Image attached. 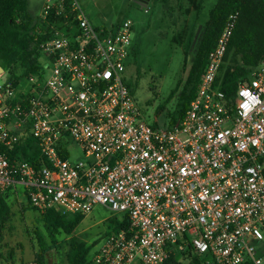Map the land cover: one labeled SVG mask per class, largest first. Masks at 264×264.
<instances>
[{
    "label": "built area",
    "instance_id": "2783aa9c",
    "mask_svg": "<svg viewBox=\"0 0 264 264\" xmlns=\"http://www.w3.org/2000/svg\"><path fill=\"white\" fill-rule=\"evenodd\" d=\"M40 21L48 65L0 81V194L22 187L39 213L108 209L92 264H264V69L232 96L216 86L237 15L185 116L164 129L147 123L123 78L131 21L96 28L80 0H46ZM27 140L43 166L10 158ZM75 146L88 161L69 160Z\"/></svg>",
    "mask_w": 264,
    "mask_h": 264
},
{
    "label": "rangeland",
    "instance_id": "374dc122",
    "mask_svg": "<svg viewBox=\"0 0 264 264\" xmlns=\"http://www.w3.org/2000/svg\"><path fill=\"white\" fill-rule=\"evenodd\" d=\"M80 1L87 19L96 28L113 29L127 20L133 23L132 40L138 46L140 56L137 62L130 57L123 78L147 123H157L162 129L168 128L170 117L176 114L189 67L195 57L196 47L188 55L189 63L185 71L184 49L187 40L182 46L172 41L184 28L191 29L194 24L195 13L191 16L185 14L187 0H170L168 5L149 0L146 7L137 4L135 0ZM217 1L205 0L196 28V38L203 32ZM45 2L28 0L29 13L34 22H40ZM40 62L44 66L48 65L45 59ZM260 68L264 69V64ZM10 77L5 72L1 83ZM173 92L175 95L171 97ZM69 160L86 162L89 159L81 148L75 146L70 151ZM112 217L108 209L96 206L73 235L56 236L54 239L41 222V215L30 208L23 190L19 196L11 197L10 214L5 219L0 217V264H37L40 252L37 232L44 236L49 246L47 264L67 262L68 241L72 237L92 246L90 258L93 260L111 231L109 226L113 221L108 219Z\"/></svg>",
    "mask_w": 264,
    "mask_h": 264
},
{
    "label": "trees",
    "instance_id": "16d2710c",
    "mask_svg": "<svg viewBox=\"0 0 264 264\" xmlns=\"http://www.w3.org/2000/svg\"><path fill=\"white\" fill-rule=\"evenodd\" d=\"M155 1L163 5H168L170 2V0ZM187 2L188 7L185 14L191 16L193 12L195 13L194 24L191 29L184 28L172 41L182 46L187 40L184 49L185 71L189 63L188 55L194 47H196L195 57L189 67L176 114L170 117L169 127L177 124L185 116L196 96L208 56L215 48L232 16L237 15V21L216 86L227 96H232L241 85L249 81L252 73L264 64V0H218L210 12L203 32L197 38L196 28L205 0H187ZM49 21L54 22L55 19L51 17ZM41 25L45 26L43 21L34 22L31 17L28 0H0V66L10 74V79L16 83L40 71L42 57L40 46L47 39V36L40 35ZM139 56V48L134 45L131 57L137 62ZM174 95L175 92L171 97ZM162 110L163 108L160 109V111ZM9 156L12 160L24 159L37 168L45 164L41 150L34 140H27L23 144L16 145ZM10 199L11 194L8 192L0 194V217L3 219L10 214ZM30 208L41 215V222L50 237L54 239L56 236L70 237L85 219L82 214H63L56 209L39 213L31 204ZM128 225L129 221L126 218L124 223L116 227L115 230L127 228ZM37 236L40 244L37 264H47L46 254L49 246L42 234L37 232ZM68 247L65 264H92L90 254L93 248L91 245L72 237L68 241ZM193 264L204 263L195 257Z\"/></svg>",
    "mask_w": 264,
    "mask_h": 264
},
{
    "label": "crops",
    "instance_id": "0c3cea01",
    "mask_svg": "<svg viewBox=\"0 0 264 264\" xmlns=\"http://www.w3.org/2000/svg\"><path fill=\"white\" fill-rule=\"evenodd\" d=\"M22 192H23V188L20 187V188H16V189L11 190L8 193L11 194L12 198H14V197L19 196Z\"/></svg>",
    "mask_w": 264,
    "mask_h": 264
},
{
    "label": "flooded vegetation",
    "instance_id": "af4514ba",
    "mask_svg": "<svg viewBox=\"0 0 264 264\" xmlns=\"http://www.w3.org/2000/svg\"><path fill=\"white\" fill-rule=\"evenodd\" d=\"M135 2L141 6H143L145 3H147V0H135Z\"/></svg>",
    "mask_w": 264,
    "mask_h": 264
},
{
    "label": "water",
    "instance_id": "95a60500",
    "mask_svg": "<svg viewBox=\"0 0 264 264\" xmlns=\"http://www.w3.org/2000/svg\"><path fill=\"white\" fill-rule=\"evenodd\" d=\"M149 0H147V2H148ZM147 5H146V3L143 5V7H146ZM0 72H2V73H4L5 72V70H4V68L2 67V66H0Z\"/></svg>",
    "mask_w": 264,
    "mask_h": 264
}]
</instances>
